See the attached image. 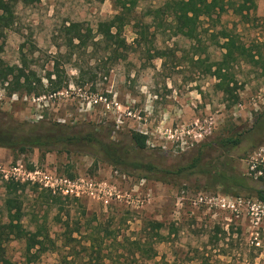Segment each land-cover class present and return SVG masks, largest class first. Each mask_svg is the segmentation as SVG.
<instances>
[{"label": "rangeland", "instance_id": "rangeland-1", "mask_svg": "<svg viewBox=\"0 0 264 264\" xmlns=\"http://www.w3.org/2000/svg\"><path fill=\"white\" fill-rule=\"evenodd\" d=\"M125 1L135 3L121 32L126 49L115 48L118 57L104 51L103 45L81 50L70 63L61 64L68 85L56 94L9 95L7 84L0 83V128L14 130L23 123L29 129L45 121L78 131L96 128L101 136L112 129L109 140L127 151L129 161L151 163L158 172L151 175L112 166L98 159L92 148L33 149L22 154L0 148V206L5 198L2 172L18 163L28 170L70 174L89 183L92 191L77 199L61 197L59 207H49L40 195L46 190L22 183L23 226L35 232L41 224V232L49 238L42 246L11 240L6 244L7 257L15 264H63L64 258L73 264H121L120 255H130L136 250L133 243L141 240L146 256L129 258L128 264H264V220L258 229L252 228L244 210L236 218L217 198L256 203L260 183L254 181L253 191L233 197L220 189H205L199 175L173 177L167 183L156 180H164L159 170L188 163L198 145L234 133L254 144L244 146L245 155L241 148L229 156L235 171L243 174L244 159L264 144L249 132L255 116L264 110V0H252L254 6L241 15L228 10L218 19L202 18L196 39L175 35L170 18L154 14L172 0ZM115 8V0H40L19 5L16 24L0 37V57L17 65L21 46L25 51L33 45V67L44 76L52 67L49 59L65 52L59 40L64 25L83 22L95 29L98 22L117 13ZM142 30L144 37L139 34ZM221 32L254 55L252 60L238 58L229 64L236 83L229 98L216 89L217 80L207 71L222 59ZM159 52L165 53L162 58ZM76 66L84 72L79 75ZM130 132L146 135L145 150L134 147ZM199 193L217 200L209 206L193 205ZM154 223L161 227H153ZM70 234L75 241L65 246Z\"/></svg>", "mask_w": 264, "mask_h": 264}, {"label": "trees", "instance_id": "trees-1", "mask_svg": "<svg viewBox=\"0 0 264 264\" xmlns=\"http://www.w3.org/2000/svg\"><path fill=\"white\" fill-rule=\"evenodd\" d=\"M39 1L0 0V37H3L16 24L17 6L27 7ZM115 4L117 13L106 21L98 22L95 29L83 22H72L63 26L59 33V40L65 52L58 51L49 59L48 62L52 64V67L50 71H45L44 76L39 75L33 67V55L35 53L33 45H29L30 48L25 51L23 50L24 46H21L17 65H9L0 57L1 85L7 84L4 89L9 95L21 94L39 97L45 94H56L68 85L61 64L70 63L75 55H79L81 50L85 51L88 47L103 45L104 51L109 50L111 54H116L115 57H118L120 54L115 48L125 50L127 47L125 39L121 37L122 29L126 24L125 16L132 12L135 3L130 1V5H128L125 0H115ZM253 6L252 0H244L239 5L234 0H172L166 2L162 8L155 10L154 14L156 16L167 15L171 20L170 28L175 35L187 39H196L198 24L202 18L212 19L215 16L218 19L228 10L241 15L243 10H248ZM113 29L116 30L115 34ZM139 34L144 37L145 31L142 30ZM220 34L224 40L221 45L224 50L222 59L220 62L210 65L207 71L217 80L216 89L222 93L223 97L229 98L232 97L231 93L236 84L233 75L229 72V64L238 58L248 57L252 60L254 55L251 53L252 49L239 44L232 35L225 32ZM1 53L2 47L0 46ZM164 54V52L157 53L159 58H162ZM75 69L79 75L84 72L82 67L76 66ZM43 80H46V85H44ZM25 125L18 123L13 128L14 130L0 128V148L21 154L33 149L43 152H50L54 149L59 152H69L68 149L71 147H84L86 150L92 148L99 157L98 159L112 166L122 167L124 170L129 167L133 171H142L151 175L158 172L156 166L151 163L141 164L129 161L127 151L116 142L109 140L112 129H109L105 136H101L96 128L78 131L74 130V127L45 121L31 124L29 129H24L23 126ZM249 132L259 137L258 142L264 141V110L255 116ZM129 138L136 149L145 150L147 148L146 135L130 132ZM105 139L108 140L105 141ZM247 143L251 148L254 145L249 139H245L241 134L236 133L204 142L197 146L188 163L175 169L159 170L163 174L164 180H156L167 183L173 177L185 178L186 176L199 175L205 180L203 185L205 189H220L222 194L233 197H237L238 193L242 191L251 192L254 190L253 185L256 182L246 178L243 174H238L231 165L232 158L229 160L231 153L239 151L241 148L245 151L246 147L244 146H248ZM246 153L247 151L244 152V155ZM29 169L33 170V167ZM67 177L73 178L70 174H67ZM258 183L262 188L257 189L255 194L257 199L264 201V181H258ZM3 188L5 198L0 206V264H15L7 257L6 244L8 242L26 240L42 246L49 236L41 232L40 229L43 228L41 224L35 232H31L23 226L20 194L23 193L25 184L9 179L4 181ZM40 195L49 207H59L62 204L60 196H53L48 191H42ZM4 213L6 221L2 219ZM153 227L160 228L161 225L154 223ZM65 241V246H68L75 239L70 234ZM133 245L136 250L130 255H120L123 259L121 264H128L129 258L136 260V255H139V258L146 256V250L141 240L134 242ZM62 263L73 264L67 258H64Z\"/></svg>", "mask_w": 264, "mask_h": 264}, {"label": "built area", "instance_id": "built-area-1", "mask_svg": "<svg viewBox=\"0 0 264 264\" xmlns=\"http://www.w3.org/2000/svg\"><path fill=\"white\" fill-rule=\"evenodd\" d=\"M243 163L245 166L243 175L246 178L256 182L264 181V144L249 153ZM2 174L5 180L13 179L20 183L38 185L52 195L62 198L77 199L86 194L88 196L92 195L91 185L81 179H70L61 174L52 173L40 168L28 170L20 163L11 170L3 171ZM217 198H219V202H222L223 208L230 209L235 213L236 218L239 217L240 211L244 210V216H249L252 228L258 229L259 224L264 220V201L257 199V202L254 203L251 199L230 198L220 195ZM214 200L217 199L212 195L199 193L192 199V203L193 205L209 206ZM252 238L258 244L257 238L255 236H252Z\"/></svg>", "mask_w": 264, "mask_h": 264}]
</instances>
